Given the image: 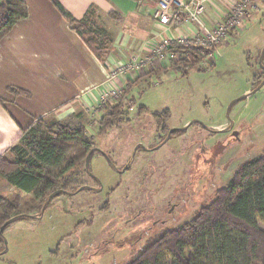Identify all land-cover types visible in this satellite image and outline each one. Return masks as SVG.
<instances>
[{"label": "rangeland", "instance_id": "rangeland-1", "mask_svg": "<svg viewBox=\"0 0 264 264\" xmlns=\"http://www.w3.org/2000/svg\"><path fill=\"white\" fill-rule=\"evenodd\" d=\"M245 10L240 31L213 61L193 53L192 68L155 63L132 75L139 80L134 86L125 81L121 97L108 104L121 101L125 115L102 139L94 137L106 105L71 121L94 138L86 188L54 198L35 218L8 224L0 264H128L164 232L193 219L242 164L262 154L264 86L236 100L264 81V0H250ZM90 20L91 33L110 41L109 58L127 23L95 12ZM150 70L162 71L146 78ZM171 130L179 131L167 138ZM5 183L0 180V197L10 199ZM256 224L264 231V222Z\"/></svg>", "mask_w": 264, "mask_h": 264}, {"label": "trees", "instance_id": "trees-1", "mask_svg": "<svg viewBox=\"0 0 264 264\" xmlns=\"http://www.w3.org/2000/svg\"><path fill=\"white\" fill-rule=\"evenodd\" d=\"M51 2L70 29L104 63L110 41L104 39L101 43L99 36L91 33L93 12L88 11L82 20H75L55 0ZM26 17L23 0H0V41ZM175 66L180 70L194 67L188 59ZM161 71L150 70L145 77ZM135 83L128 85L132 87ZM259 83L255 82V87ZM8 91L15 96L29 97L21 89ZM105 107V114L97 123L94 137L97 139H102L125 115L121 101ZM94 138L88 136L84 125L48 122L42 118L35 119L23 130L19 139L0 156V180L13 188L10 199L0 197V229L4 230L5 223L13 218L39 215L51 194L54 196L49 203L83 187L88 173L85 158L95 151ZM257 219L264 222V150L259 157L242 164L227 186L218 190L212 202L201 208L193 219L164 232L128 264H164L165 258L171 264H264V231L257 227Z\"/></svg>", "mask_w": 264, "mask_h": 264}, {"label": "crops", "instance_id": "crops-1", "mask_svg": "<svg viewBox=\"0 0 264 264\" xmlns=\"http://www.w3.org/2000/svg\"><path fill=\"white\" fill-rule=\"evenodd\" d=\"M55 1L75 20H82L92 11L105 16L116 14V23H127V32L114 36L111 56L105 60L145 56L153 47L149 43L155 27L148 14L152 0ZM203 1L207 8L221 13H226L232 4L231 0ZM23 2L27 17L0 41V156L35 119L71 122L83 112L93 111L105 81L103 63L70 29L51 0ZM211 18H205L207 24ZM136 79L127 75L118 80V85L124 87L125 81L132 83ZM9 88L26 91L29 97L15 96Z\"/></svg>", "mask_w": 264, "mask_h": 264}, {"label": "built area", "instance_id": "built-area-1", "mask_svg": "<svg viewBox=\"0 0 264 264\" xmlns=\"http://www.w3.org/2000/svg\"><path fill=\"white\" fill-rule=\"evenodd\" d=\"M249 1L231 4L227 14L213 12L203 0H157L148 13L155 27L149 43L153 47L145 56L134 54L119 61H104L105 81L100 85L95 106L100 108L118 100L123 91L118 80L127 75L145 74L155 63L186 60L191 53L213 61L218 49L230 44L232 33L240 31ZM206 17H212L210 24L206 23Z\"/></svg>", "mask_w": 264, "mask_h": 264}, {"label": "water", "instance_id": "water-1", "mask_svg": "<svg viewBox=\"0 0 264 264\" xmlns=\"http://www.w3.org/2000/svg\"><path fill=\"white\" fill-rule=\"evenodd\" d=\"M263 54H264V51H263V53H262V56H263ZM261 58H262V57H261ZM259 62H261V59L259 60ZM263 86H264V81L261 82V83L258 85V87H256L254 90H252L251 92H249V93H247V94H244L242 97H240V98L237 99L236 101L243 100V99H246V98H248V97L254 95V94H255L259 89H261ZM234 102H235V101H233V102L230 103L228 109L232 106V104H233ZM181 130H185V128H184V129H181ZM171 133H172V130L168 132L167 138H169V136L171 135ZM232 135H233V136H236V133L233 132ZM92 152H93V151H91V152L87 155V157L85 158V168H86V170H87L88 162H89V159H90V156H91V153H92ZM85 188H86V187L83 186V187L79 188L76 192H79V191H81V190H83V189H85ZM53 196H54V193L51 194V195L48 197L47 201L43 204V207H42V209H41V212L47 207V205H48V203H49V200H50ZM39 215H40V214H39ZM37 216H38V215H37ZM37 216H34V215L32 216V215H31L30 217H31V218H33V217L35 218V217H37ZM14 220H16V218H13V219L7 221V222L5 223V226L8 225L9 223H11V222L14 221ZM2 232H3V227L0 229V236L2 235Z\"/></svg>", "mask_w": 264, "mask_h": 264}, {"label": "flooded vegetation", "instance_id": "flooded-vegetation-1", "mask_svg": "<svg viewBox=\"0 0 264 264\" xmlns=\"http://www.w3.org/2000/svg\"><path fill=\"white\" fill-rule=\"evenodd\" d=\"M157 222H158V221H156V223H157ZM160 223L163 224V220H161Z\"/></svg>", "mask_w": 264, "mask_h": 264}]
</instances>
